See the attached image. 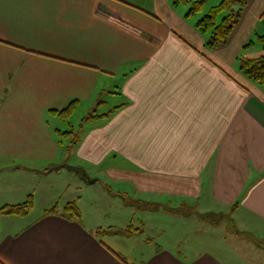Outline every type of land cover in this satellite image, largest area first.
Listing matches in <instances>:
<instances>
[{
	"label": "crops",
	"instance_id": "0c3cea01",
	"mask_svg": "<svg viewBox=\"0 0 264 264\" xmlns=\"http://www.w3.org/2000/svg\"><path fill=\"white\" fill-rule=\"evenodd\" d=\"M242 7L209 48L173 0H0V206L40 207L0 213V264L264 263V87L239 61L264 0ZM73 100L112 108L66 155L49 117Z\"/></svg>",
	"mask_w": 264,
	"mask_h": 264
},
{
	"label": "trees",
	"instance_id": "16d2710c",
	"mask_svg": "<svg viewBox=\"0 0 264 264\" xmlns=\"http://www.w3.org/2000/svg\"><path fill=\"white\" fill-rule=\"evenodd\" d=\"M173 2L174 5H188L189 8L186 16L189 18L196 17L204 10L205 7V0H173ZM245 4L246 0H223L220 4L212 6L205 15L196 20V28L204 34V36H206L207 46L209 48L219 47L227 41L230 34L240 22V18L244 10L242 6ZM235 5H239L240 7L235 8ZM223 11H228V13L220 20L219 17ZM257 41H259L263 47V54L257 57H247L241 55L239 60L240 68L250 79L264 87V36H258ZM251 43H253V41L249 42L246 47L251 45ZM78 104V100H73L63 109H51V111L62 120H68L76 111ZM109 113L110 112L97 113V111H93L82 120L79 128H82L84 123L101 119L102 117L108 116ZM56 134L59 138V143L67 149V153L69 155L73 147H75L79 141L80 134L78 130L74 129V127L66 131L58 129ZM141 206L144 208H151L156 205H151L150 207L149 203H143ZM33 207L34 195L29 194L27 199L22 203L0 206V213L25 216L33 209ZM57 211L58 205H54L47 209L46 213H55ZM62 214L66 217H81V211L76 201L67 203L62 209ZM202 216L214 223V219L212 218L214 215L207 213ZM219 219L222 221L223 217H219ZM137 230L139 229L134 228L133 225L126 228V232L131 233H134ZM98 232L104 233L106 232V229L100 228L98 229Z\"/></svg>",
	"mask_w": 264,
	"mask_h": 264
},
{
	"label": "rangeland",
	"instance_id": "374dc122",
	"mask_svg": "<svg viewBox=\"0 0 264 264\" xmlns=\"http://www.w3.org/2000/svg\"><path fill=\"white\" fill-rule=\"evenodd\" d=\"M223 0H205V7H204V10L202 11V12H200L199 14H198V16H196V17H202L203 15H205L208 11H209V9L212 7V6H214V5H218V4H220L221 2H222ZM188 6V5H187ZM188 8H189V6H188ZM228 13V11H223L221 14H220V17H219V19L221 20L226 14ZM119 103V102H118ZM112 108V107H111ZM111 108H108L106 105L105 106H103L101 109H100V107L99 108H96V107H93V108H91V109H86L85 107H83V108H78V109H76V111L74 112V114L68 119V120H62L60 117H56V116H53V115H50V117H49V119H50V124H51V127H52V129H56V128H60L62 131H66V130H70V129H72V127H74V129H76V130H78L79 132L80 131H82L83 130V128H84V124H83V127L82 128H79L80 127V125H81V123H82V120L88 115V114H90V113H92L93 111H95V109H97V113H105V112H107V111H109ZM87 124V123H86ZM65 154L67 155V152L65 151ZM7 163H5V162H3V161H0V170H2V168H3V166H5ZM2 167V168H1ZM107 177H104V176H102V179H103V181H107V179H106ZM5 179H6V176H1L0 177V187H3V183H5ZM109 184H111V185H113V187H115V189L116 190H120L121 189V186L120 185H117L114 181L112 182V181H107ZM123 189H130L129 188V185L128 184H125V186L121 189V190H123ZM127 196L129 197V198H131L132 197V195H131V193L129 194H127ZM129 200V199H128ZM161 200V199H160ZM130 201V200H129ZM131 202V201H130ZM161 202V201H160ZM179 202L178 201H174V203L173 204H178ZM171 206H175V205H170L169 204V208L170 209H172L173 210V208H174V210H177V208L176 207H171ZM181 206H183V205H181ZM185 207V206H184ZM195 207V206H194ZM199 207V206H198ZM40 208V207H39ZM39 208L37 207V205H36V210L35 211H33V212H30L31 214V216H36L37 214H39V212H40V210H39ZM186 208V207H185ZM181 209V208H180ZM194 209V208H193ZM195 209L197 210V208L195 207ZM183 211H186V209H183ZM210 214H212V215H214L213 213H210ZM204 228H206V225L204 226ZM227 230H229V229H227ZM220 231H223V230H221L220 229ZM224 232V231H223ZM254 239H256V238H254ZM257 240V242H259L260 244H262V243H264V242H262V240L263 239H261V238H257L256 239ZM242 250H244V248H241ZM250 257V256H249ZM252 258V257H251ZM253 260H254V264L255 263H257L258 261L256 260V258L255 257H253L252 258ZM259 264H264V263H259Z\"/></svg>",
	"mask_w": 264,
	"mask_h": 264
}]
</instances>
